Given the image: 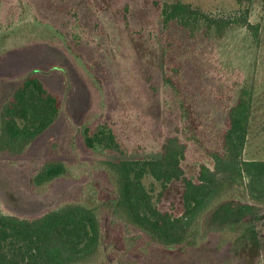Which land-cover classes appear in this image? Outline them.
<instances>
[{
	"label": "rangeland",
	"instance_id": "rangeland-1",
	"mask_svg": "<svg viewBox=\"0 0 264 264\" xmlns=\"http://www.w3.org/2000/svg\"><path fill=\"white\" fill-rule=\"evenodd\" d=\"M153 1L0 0V108L20 77L34 70L66 93L65 111L53 128L23 154L0 153V211L33 217L78 199L88 179L77 162L63 178L48 185L32 183L44 161L62 157L70 163L77 158L75 151L85 167H97L100 160L161 157L166 138L178 136L186 144L188 175L195 176L203 164L213 167L211 153L223 150L228 110L242 88L252 84L255 98L244 159L264 160V0L250 2L260 41L238 25L223 36L190 35L175 22L164 23ZM185 1L218 16L238 9L236 0ZM36 40L53 46L36 47ZM54 65L68 68L67 92L64 72L50 71ZM87 126L92 134L111 128L117 146L86 148L82 132ZM145 182L155 196L162 191L157 200L162 210L181 214L180 183L163 190L151 177ZM237 201L258 207L239 183L214 200L212 210L242 213V207L234 206ZM246 212L244 218H249ZM201 221L198 217L194 225ZM246 231L243 225L184 249H157L151 261L140 264H264V233L253 242Z\"/></svg>",
	"mask_w": 264,
	"mask_h": 264
},
{
	"label": "trees",
	"instance_id": "trees-1",
	"mask_svg": "<svg viewBox=\"0 0 264 264\" xmlns=\"http://www.w3.org/2000/svg\"><path fill=\"white\" fill-rule=\"evenodd\" d=\"M236 2L234 14L218 16L185 0L153 1L161 8L164 23L175 22L190 35L204 31L223 36L238 25L260 41V25L250 19L251 0ZM34 44L53 46L41 40ZM53 67L50 71L64 72L67 92L68 68ZM254 98V84L244 86L237 103L228 110L223 150L212 152L213 167L203 164L195 176L188 175L183 165L186 144L178 136L166 138L158 158H113L93 162L97 167H85L75 151L77 158L70 163L62 157L44 161L32 177L34 185L63 178L77 162L75 167L87 175L88 186L83 185L78 199L69 198L33 217L0 211V264H140L151 261L157 249H184L214 232L243 225L247 238L255 242L252 222L244 218L247 212L227 208L223 214L221 208L212 210L211 205L239 183L253 201L264 203V160L244 159ZM65 102L66 93L51 86L38 70L22 75L0 108V153L23 154L53 128L65 111ZM82 136L86 148L117 146L111 128L92 134L87 126ZM59 142L55 137V146ZM97 169L98 173H93ZM148 177L163 190L173 183L182 185L181 214L159 207L162 191L155 196L145 182ZM198 217L204 218L199 226L194 225ZM223 219L226 223H219Z\"/></svg>",
	"mask_w": 264,
	"mask_h": 264
},
{
	"label": "flooded vegetation",
	"instance_id": "flooded-vegetation-1",
	"mask_svg": "<svg viewBox=\"0 0 264 264\" xmlns=\"http://www.w3.org/2000/svg\"><path fill=\"white\" fill-rule=\"evenodd\" d=\"M255 206L258 207H253L252 202H247L246 204L248 207H245L243 202H236L234 203V206H240L242 207L243 211H250L249 219L252 222L253 230L255 234L257 235V240L259 241V235L264 233V203H259L257 201ZM243 204V205H242ZM264 235V234H263ZM262 237V236H261Z\"/></svg>",
	"mask_w": 264,
	"mask_h": 264
}]
</instances>
